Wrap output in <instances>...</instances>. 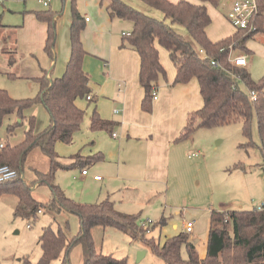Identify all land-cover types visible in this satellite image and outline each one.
Returning <instances> with one entry per match:
<instances>
[{
	"label": "trees",
	"instance_id": "trees-1",
	"mask_svg": "<svg viewBox=\"0 0 264 264\" xmlns=\"http://www.w3.org/2000/svg\"><path fill=\"white\" fill-rule=\"evenodd\" d=\"M102 1L107 3L106 10L111 18L117 17L132 24L130 33L122 35L121 46H129L139 56L138 82L143 89L141 108L148 112L151 110L152 93L158 86V79L161 77L165 80L167 76L159 58L158 46H161L166 49L176 70L171 85L184 84L195 78L202 99V105L188 114L175 141L191 139L199 128L241 123L242 135L247 139L244 145L250 147L255 145L251 130L252 120L255 118L264 174V76L255 81L244 66H237L229 61L228 47L231 45L241 52H249L246 42L257 34L264 36V0H259V13L253 20L254 29H237L231 35L216 41L211 40L207 34L211 17L206 4L218 6L219 0H197V3L188 0H141L162 13L161 19L140 11L123 0ZM33 13L37 20L46 24L44 51L53 59L56 14L51 10ZM84 25V18L73 7L69 29L70 55L65 70L54 79L47 78L45 72L36 77L39 89L35 97L16 99L7 90L0 88V121L10 114L16 117L12 124L7 125L9 133L22 122L25 109L36 104L43 105L49 117L48 125L35 132L34 116L30 115V128L24 131L20 142L10 144L0 141L3 143L0 149V165H7L15 171L13 177L0 181V197L12 195L16 198V216L33 219L42 211L53 215L52 221L42 228L39 236L42 251L40 258L35 263L28 258H22L23 264H51L58 259L60 264H69L68 253L78 242L82 243V264H127L125 257L118 259L96 250L91 234L96 226H112L130 233L132 238H140L165 264H264V207L211 209L207 254L199 259L188 233L179 232L167 237L160 244L158 240L145 238L152 225L139 226L138 216L120 212L111 200L80 202L69 197L55 183L58 170L75 168L82 171L104 158L100 152L85 158L80 153L64 158L55 150L56 142H72L73 134L80 129L85 114L84 109L76 104V100L90 95L89 75L82 64L86 54L81 41ZM176 25L183 27L190 38L176 31ZM10 52L13 54L15 50ZM14 57L11 56L10 65L15 62ZM213 60L216 65L212 63ZM8 74L12 76L13 72ZM240 83L244 84L245 89H242ZM91 101L92 99L89 102ZM89 120L92 131L105 130L111 134L116 125L111 120L101 118L96 109ZM35 148L48 158L49 168L44 172L30 167L32 176L28 182L25 179L24 162L28 153ZM43 184L50 189L46 201H40L32 194L33 189ZM64 212L78 217L79 231L73 236L68 234V221L64 225L56 222L57 216ZM163 220L160 219L158 224L163 225ZM182 245L186 247V258L181 255Z\"/></svg>",
	"mask_w": 264,
	"mask_h": 264
},
{
	"label": "rangeland",
	"instance_id": "rangeland-1",
	"mask_svg": "<svg viewBox=\"0 0 264 264\" xmlns=\"http://www.w3.org/2000/svg\"><path fill=\"white\" fill-rule=\"evenodd\" d=\"M38 1L0 0V21L9 25L22 24L24 9L33 11L51 10L58 17L56 21V39L57 36L60 38L64 36L65 38L69 35V23L73 7L79 11L82 17L87 15L89 19H94L100 7L99 4H87L86 0H49L47 6H43ZM208 7L211 10L208 35L212 39H221V37L231 35L235 28L224 14L223 7L211 3L208 4ZM3 8L4 10H2ZM8 11L10 14H7ZM2 17L10 19V21H16L6 22ZM112 19L120 18L113 17ZM86 25L89 26L90 24L86 23ZM176 26L183 30L186 38H190L184 28ZM114 30L116 29L114 28ZM114 30H112V34L115 33ZM86 35L92 43L98 44L97 38L95 39L89 32ZM7 46H10V43H7ZM246 47L249 52H241L231 47L229 53L233 56L245 54L247 64L244 67L252 79L258 81L264 76V36L257 34L246 42ZM8 48L6 51L11 53ZM20 53L17 50V53L14 54L17 61L12 65V68H9L3 52H0V88L7 90L8 94L16 99L32 98L37 94L39 84L36 77H24L19 74L20 64L26 59ZM171 62L168 58L167 64L170 63V67ZM58 67L57 64L51 71L53 76L58 72ZM11 71L13 72L12 76L8 74ZM62 72L63 69L58 74L61 76ZM167 81L168 77L165 80L160 77L158 84ZM191 81L197 80L192 78L189 82ZM240 86L245 89L243 83H240ZM197 93H199L198 90ZM78 105L85 110L81 129L76 133L73 143L57 142L56 152L58 155L67 158L92 139L95 141L94 149L97 148L98 143L100 147H104L102 149L105 152L107 150L112 151L114 146L106 136L97 141V135L92 137L91 132L88 130L91 104H88L86 99H79ZM30 115L34 116L33 130L35 132L44 129L48 125L47 111L43 105L36 104L25 109L22 122L13 129L12 133L7 131V125L15 121V115L10 114L1 119L0 141L10 144L20 142L24 137V131L30 128L28 121ZM251 130L255 145L246 147L244 143L247 139L242 135L241 123L197 129L192 138L189 139V150L187 149L185 153V155L188 152L189 154L196 153L199 155L192 159L197 161L195 176L188 177L184 186L181 188L176 187L175 193H171L167 197L164 195V190L163 192L147 189L133 190L125 185L124 181H119L116 178L114 165L116 160L113 159L115 156H106L104 162L91 165L81 175L83 177L80 176V171L75 168L58 170L54 181L60 183L63 189H67L68 196L80 202L92 203L111 199L120 212L138 216L137 223L139 226L146 219H149L152 221L151 225L153 227L151 226L149 233L145 234V238L150 237L158 240L159 235H162L163 238L170 237L169 234L176 230L173 228V224L179 225L182 220L194 218L196 223L191 235L197 241L203 240L207 233L210 207L225 210L256 209L264 202L263 158L258 148L259 137L255 118L252 120ZM113 132L116 133L119 140L122 139L117 129H113ZM85 147H88V145ZM24 163L25 179L28 182L32 176L30 167L38 168L44 172L49 168L48 158L36 148L28 153ZM94 175H98L102 180L96 182ZM32 194L36 199L46 201L50 195L49 186L43 184L33 189ZM16 202V198L12 195L0 197V262L2 264H23L22 258H28L30 262L35 263L42 253L39 236L42 228L52 221L53 215L50 212L42 211L33 219L16 216L14 215ZM161 218L165 220V223L159 230L158 223ZM66 221L69 222V236L77 234L79 231L78 217L70 212H64L57 216L56 222L61 225H64ZM91 234L96 250L118 259L125 257L127 264H165L162 259L155 256L151 247L145 244V241L140 238H132L128 232L120 231L112 226L105 228L96 226L92 229ZM141 252L144 254L140 257ZM181 255L183 258L187 257L185 245L181 247ZM68 258L70 259L69 264H82L83 250L81 242L76 243L70 249ZM51 264H60V260H54Z\"/></svg>",
	"mask_w": 264,
	"mask_h": 264
},
{
	"label": "crops",
	"instance_id": "crops-1",
	"mask_svg": "<svg viewBox=\"0 0 264 264\" xmlns=\"http://www.w3.org/2000/svg\"><path fill=\"white\" fill-rule=\"evenodd\" d=\"M123 1L158 19L163 16L162 13L155 11L154 8L149 7L141 0ZM170 1L176 2L178 0ZM188 1L198 2L197 0ZM38 2L45 6L41 0ZM86 3L90 5L99 4L100 7L94 19H89L87 15L83 17L85 25L84 31L81 32V41L86 54L82 64L83 69L89 75L90 99L92 101L89 102L90 99L87 98L82 99H86L88 104H91L89 117L93 110L96 109L101 118L116 123L113 129L118 130L122 139L119 140L118 136H112L113 131L110 134L105 130H90L89 120L88 130L91 132L92 137L97 135L96 139L100 141L106 136L114 148L112 151L107 150L105 152L102 149L104 147H100L97 143V148L95 147L94 149L95 141L92 139L84 147L78 149L76 153H80V155L85 157L100 152L104 158L102 161L97 162L98 164L104 162L106 156H115L113 159L116 160L114 162L116 178L119 181H124L125 185H128L133 190L147 189L152 191L161 190V192L164 190V195L167 197L171 193H175L176 187L181 188L184 186L188 177L195 176L197 161L192 159L199 155L196 153L189 154V152L185 155L187 149L189 150V139L176 142L175 138L185 125L188 114L202 105L201 96L197 93V90L199 91L198 82L188 81L184 84L171 85L175 78L176 70L170 59L171 67L170 63L169 65L167 64L169 56L166 49L158 46L160 62L166 70L168 81L158 84L157 88H155L157 98L152 99L151 110L149 112L144 111L141 108L143 89L138 82L139 56L129 46H121L122 35L131 31V22L124 19H112L106 10L107 3L105 1L86 0ZM206 5L211 17V10H209L208 4ZM218 6L223 7L226 15L230 8V0H219ZM3 14L5 13L3 12ZM7 14H10V12L8 11ZM22 14V24L9 25L0 21L2 24L0 26V52H3L7 66L12 68V65L16 63L15 57V62L12 65H10L9 60L18 50L26 58L20 64L19 74L21 76L38 77L45 72L46 77L49 79L59 77L60 74L58 73L62 69L64 72L70 55L69 35L65 38L64 36L62 38L57 36L52 59L44 51L46 24L37 20L31 9H24ZM57 18L55 16L56 21ZM2 19L6 22L16 21H10V19L8 20L5 17H2ZM86 23L90 25L87 26ZM174 28L183 34L181 28L177 26H174ZM208 28L209 26L207 27V34ZM112 30L115 33L112 34ZM87 32L93 35L95 39H98V44L91 42L88 35H86ZM208 36L213 41L220 39H212L210 35ZM7 43H10V46H7ZM4 44L6 45L4 46ZM7 48L10 51L14 49L16 53H8L6 51ZM57 64L59 66L58 72L53 76L51 71ZM78 100H76L77 105ZM79 107L82 108L81 106ZM116 110L117 112H115ZM78 131L73 134L71 143H73ZM56 145L57 142L55 150ZM86 145L88 147H85ZM85 170H88V168ZM85 170H79L80 176ZM94 180L99 182L102 178H94ZM57 184L60 185V183ZM66 190L65 192L68 194ZM107 197L109 198V196ZM211 209L213 208H209V215ZM188 220H194L192 231L188 233L189 240L193 243L198 258L203 259L207 254L209 219L206 237L203 240L197 241L191 235L196 223L194 218L182 220L179 225L173 224V228L176 230L169 235L171 237L184 231V224ZM163 222L165 223V220ZM161 226L159 224V230H161ZM166 238L159 235V243L162 244ZM143 254L141 252L140 257Z\"/></svg>",
	"mask_w": 264,
	"mask_h": 264
},
{
	"label": "built area",
	"instance_id": "built-area-1",
	"mask_svg": "<svg viewBox=\"0 0 264 264\" xmlns=\"http://www.w3.org/2000/svg\"><path fill=\"white\" fill-rule=\"evenodd\" d=\"M41 2L46 5L47 0H41ZM259 0H230V8L226 13V17L229 22L233 25L235 30L237 29H247L252 30L254 29L253 20L259 13ZM129 34V33H125ZM229 51L231 45L228 46ZM247 56L245 54H238L237 56H233L229 53V61L237 66H245L247 64ZM213 64L216 65V61H212ZM253 98H255L254 94L252 93ZM87 99H90V95L86 96ZM152 98H157V92L154 89L152 93ZM117 112V110L115 111ZM112 136H117L115 132L112 133ZM3 147V143L0 142V149ZM15 175V171L12 170L7 165H0V181L7 180ZM95 179H100L98 175L94 176ZM264 207V202L259 206L261 209ZM152 221L146 219L145 222L142 223L144 227L150 226ZM194 225V220H188L184 224V232L189 233L192 231ZM149 232V230H147Z\"/></svg>",
	"mask_w": 264,
	"mask_h": 264
}]
</instances>
